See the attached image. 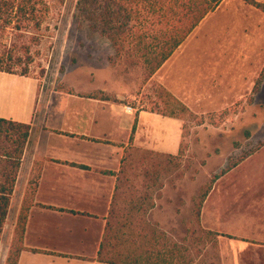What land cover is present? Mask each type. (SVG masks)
I'll return each mask as SVG.
<instances>
[{"label": "rangeland", "instance_id": "374dc122", "mask_svg": "<svg viewBox=\"0 0 264 264\" xmlns=\"http://www.w3.org/2000/svg\"><path fill=\"white\" fill-rule=\"evenodd\" d=\"M45 3L48 13L41 27L40 44L31 50L34 59L29 67V77L40 80V105L50 103L54 91L71 89L74 95L83 96L78 101L82 105H90L87 97L103 92L118 98L133 113L137 109L149 111L151 82L156 80L145 81L139 66L120 73L107 62L112 48L89 28L78 11V0ZM173 58L177 63L174 72H186L181 99L204 123L198 126L186 121L183 130L179 121L180 140L175 138L172 143L175 150L178 148L174 154H163L166 158L161 161L170 164V171L160 178L163 187L153 193L154 209L148 217L167 233L172 244L184 250L189 264H215L217 237L202 228L192 200L226 166L228 158L236 160L264 141V81L254 90L264 66V15L239 0H224ZM156 78L165 87L170 83L164 73ZM156 119L154 114L144 115V145L150 146V138L161 142L164 136L175 133L174 127L164 126L160 118L157 126ZM103 129L109 130L110 126L97 128ZM117 133L119 138L122 133ZM141 150L131 152L127 175L120 182L121 190L128 195L142 191L144 167L155 160ZM236 175L244 178L247 173ZM9 229L10 221L2 235L0 256Z\"/></svg>", "mask_w": 264, "mask_h": 264}, {"label": "crops", "instance_id": "0c3cea01", "mask_svg": "<svg viewBox=\"0 0 264 264\" xmlns=\"http://www.w3.org/2000/svg\"><path fill=\"white\" fill-rule=\"evenodd\" d=\"M173 55L149 81L156 80L186 104L181 99L186 72H174ZM161 73L169 78L167 87L156 78ZM41 92L37 78L0 72V118L31 126L4 227L5 231L10 221L0 264L5 263L24 206L28 210L23 246L35 251H21L17 264H106L96 258L110 209L112 203L123 208L128 193L121 190L116 176L103 172L118 173L124 158L122 180L133 151L174 154L172 143L180 140V120L138 109L127 112L111 101L90 98V105H82L78 102L82 97L60 91L53 92L50 103L40 105ZM152 114L164 126L172 125L175 133L161 142L150 138L149 146L141 142V135L144 115ZM103 125L110 129L97 130ZM117 132L122 133L119 138ZM244 173V178L236 175ZM248 181L255 184H244ZM153 209L146 219L157 225L148 217ZM199 221L207 232L217 234L215 264H264V146L214 183Z\"/></svg>", "mask_w": 264, "mask_h": 264}, {"label": "trees", "instance_id": "16d2710c", "mask_svg": "<svg viewBox=\"0 0 264 264\" xmlns=\"http://www.w3.org/2000/svg\"><path fill=\"white\" fill-rule=\"evenodd\" d=\"M223 1L78 0L77 5L89 28L109 42L112 54L106 58L107 62L120 73L139 66L143 70L144 80L149 81ZM239 1L264 15V0ZM47 13L45 0H0V72L29 76V67L34 59L31 50L40 44V31ZM263 81L264 66L254 90H258ZM59 91L73 94L71 89ZM151 93V113L182 121L183 130L186 121L198 126L204 123L202 117L160 84L153 83ZM87 98L122 104L116 97L103 92ZM225 113L226 111L221 114ZM30 131L31 126L28 124L0 118V243ZM263 146L264 141H261L238 159L228 158L226 166L213 175L207 185L200 188L192 200L197 220L202 204L214 183ZM144 153L155 160L144 167L142 191H132L125 198L126 205L123 208L117 209L112 203L96 259L106 264H189L182 252L184 250L172 244L165 232L146 219L154 206L152 195L162 189L160 178L169 173L170 164L161 161L166 158L162 154L147 151ZM123 161L124 158L118 173L103 174L116 176L117 182H121L120 177L125 174L126 168ZM72 166L87 169L85 166ZM177 166H173V169ZM126 181L128 182V179ZM118 189L117 186L114 201ZM27 210L25 206L22 207L18 215L4 264H17L21 251L29 250L23 246ZM206 233L217 235L213 232Z\"/></svg>", "mask_w": 264, "mask_h": 264}, {"label": "built area", "instance_id": "2783aa9c", "mask_svg": "<svg viewBox=\"0 0 264 264\" xmlns=\"http://www.w3.org/2000/svg\"><path fill=\"white\" fill-rule=\"evenodd\" d=\"M126 111H127V112H131V108H130V107H127V108H126Z\"/></svg>", "mask_w": 264, "mask_h": 264}]
</instances>
